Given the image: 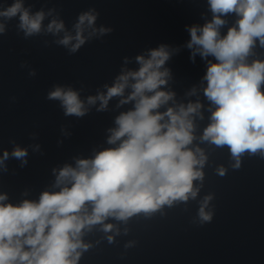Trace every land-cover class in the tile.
<instances>
[{
    "label": "clouds",
    "instance_id": "obj_1",
    "mask_svg": "<svg viewBox=\"0 0 264 264\" xmlns=\"http://www.w3.org/2000/svg\"><path fill=\"white\" fill-rule=\"evenodd\" d=\"M206 3L211 18L202 13L203 24L186 25L189 39L182 46L189 50L191 62L199 56L206 65L199 88L193 86L186 93L197 96L202 91L208 102L210 123L202 134L197 137L195 121L204 119V105L199 100L177 102L176 93L168 87L172 72L166 64L180 46L161 43L134 58L124 57L111 84H103L94 95L82 98L83 84L79 89L54 85L46 99L59 102L66 117L80 119L93 109L101 113L130 107L119 111L113 126L105 129L108 147L93 148L90 157H73L74 163L52 169V190L19 203L9 202L8 194L0 193V264H78L92 247L83 237L97 225L106 234L114 232L106 237L111 244L120 229L105 221L127 225L139 214L148 218L165 206L190 201L199 205V225L210 223L213 194L198 200L208 157L199 146L193 147L194 141L227 147L234 170L246 155L264 159V58L257 51L264 50V0ZM32 7L25 0L0 5V35L6 34L11 20L18 19L17 32L25 39L51 35L53 43L72 55L113 31L97 26L95 8L80 12L69 29L55 7L35 12ZM229 17L234 19L230 22ZM28 75L36 76V70L30 69ZM113 100L116 103L110 109ZM61 133L70 135L63 126ZM36 136L31 134L32 139ZM9 143L11 151L0 155V174L8 173L9 160L19 161L20 168L27 166L28 147L41 151L39 144L21 147L15 139ZM215 171L223 177L227 170L220 166ZM128 231L125 228L124 234ZM132 246L133 242L125 244L126 249Z\"/></svg>",
    "mask_w": 264,
    "mask_h": 264
}]
</instances>
